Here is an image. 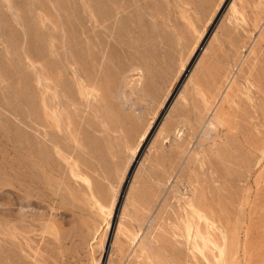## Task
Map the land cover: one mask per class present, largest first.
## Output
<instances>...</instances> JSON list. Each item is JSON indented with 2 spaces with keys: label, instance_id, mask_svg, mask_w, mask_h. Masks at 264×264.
<instances>
[{
  "label": "rangeland",
  "instance_id": "374dc122",
  "mask_svg": "<svg viewBox=\"0 0 264 264\" xmlns=\"http://www.w3.org/2000/svg\"><path fill=\"white\" fill-rule=\"evenodd\" d=\"M93 2L0 0V264H264V0H146L107 58ZM46 98L77 137L30 188Z\"/></svg>",
  "mask_w": 264,
  "mask_h": 264
},
{
  "label": "bare ground",
  "instance_id": "6f19581e",
  "mask_svg": "<svg viewBox=\"0 0 264 264\" xmlns=\"http://www.w3.org/2000/svg\"><path fill=\"white\" fill-rule=\"evenodd\" d=\"M95 1V0H94ZM260 2V0H254L253 6L255 3ZM106 6L108 5L110 10V14L107 15L106 19L109 23H106L104 21L102 29H99L98 27V7L96 2H93L91 5L92 12H93V21H92V28H91V34H90V42L92 46V50L99 55V57L107 58L108 49L110 46H115L119 50L125 49L122 42L117 38V35L120 34L121 36L123 34H127L135 36L137 33V23L134 16L138 13L142 12V9L144 8L146 4V0H105ZM249 11L248 13L252 14L253 12H258V10L255 7L247 6ZM243 12L241 13V18L246 20L247 23L249 14L245 12V10L242 8ZM143 14V13H142ZM248 14V15H247ZM144 16V15H143ZM252 19L253 22L256 23L255 28L261 29V32H264V22L258 21V18H254L253 15L251 17L249 16V19ZM251 20V21H252ZM250 21V22H251ZM264 21V20H263ZM259 22V23H258ZM250 25L252 23H249ZM247 25V24H245ZM245 25H243V28H247ZM248 26V25H247ZM261 49H264V46H258ZM255 48V49H254ZM255 51L257 49V46H254ZM197 56V55H196ZM64 74L66 73V69H61ZM77 78L80 79V73L78 70L75 71ZM89 83H91L90 80H88ZM46 86H49V83H46ZM260 92H264L260 88ZM88 103V102H87ZM59 102H55L51 104L47 98L45 102V113L44 118L41 120V126L42 128L39 131V137L42 146L38 149L35 147L36 144L33 143L32 140L28 142V144L25 146V153L28 157L26 159L27 162H24L26 165L25 168L26 171H24V164L21 166L24 169L20 168L18 166L19 170H23L24 172L28 173L23 175L25 176L24 180L26 181L25 184L26 187H32V188H44L46 189L51 183L48 180V177H52V175H56L58 171L67 169L68 165L65 164L62 161H58V159H54L51 156V150L55 151L54 153H69L73 154V151L69 150L68 147L65 145V141L67 139L76 138L74 135V129L71 128V122L62 119V116L59 111ZM90 105V104H89ZM84 111V109H82ZM54 127L56 131H52L50 128ZM44 144V145H43ZM40 149V151H38ZM42 150V153H40ZM46 151V154L44 151ZM14 165V164H13ZM40 165V166H39ZM28 166V167H27ZM14 167V166H13ZM15 167L17 165L15 164ZM14 167V170H15ZM39 169L40 174L41 172H45L44 178H38L37 180L35 173L39 172L36 171V169ZM37 169V170H38ZM13 170V169H12ZM13 170V171H14ZM17 170V168H16ZM22 171V172H23ZM17 172V171H14ZM18 173V172H17ZM16 174V173H14ZM46 178V180H45ZM23 184V186L25 185ZM25 187V186H24ZM22 189V188H21ZM24 236V235H23ZM10 244V243H9Z\"/></svg>",
  "mask_w": 264,
  "mask_h": 264
}]
</instances>
